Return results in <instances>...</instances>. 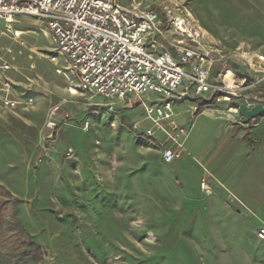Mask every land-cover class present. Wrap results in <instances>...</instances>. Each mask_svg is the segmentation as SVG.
Segmentation results:
<instances>
[{
    "label": "rangeland",
    "instance_id": "1",
    "mask_svg": "<svg viewBox=\"0 0 264 264\" xmlns=\"http://www.w3.org/2000/svg\"><path fill=\"white\" fill-rule=\"evenodd\" d=\"M136 1L191 12L229 68L237 62L247 69L243 53L264 57V0ZM0 47L14 67L8 76L18 102L14 109L0 103V203H7L0 264H12L23 245L36 264H264L257 236L264 222V114L246 120L234 110L237 97L196 101L202 111L194 113L189 102L176 103L174 123L165 128L184 129V148L168 162L163 152L176 144L145 119L142 105L117 103L114 117L105 98L88 100L77 78L57 72L43 21H0ZM256 91L264 98L263 83ZM155 98L144 95L148 104ZM59 103L60 126L52 133L45 119Z\"/></svg>",
    "mask_w": 264,
    "mask_h": 264
},
{
    "label": "built area",
    "instance_id": "2",
    "mask_svg": "<svg viewBox=\"0 0 264 264\" xmlns=\"http://www.w3.org/2000/svg\"><path fill=\"white\" fill-rule=\"evenodd\" d=\"M20 16L35 17L46 24L56 46L52 61L57 72L77 78L82 96L88 100L96 96L105 98V109L114 117L120 113L117 103L130 108L142 105L145 119L165 131L176 144V148L163 152L168 162L184 148L179 141L184 129L177 131V126L175 132H168L165 128L174 123L176 103L189 102L193 113L200 111L194 105L196 101L213 98L230 101L237 97V112L241 103L249 108L264 104V98L256 91L264 84V57L257 61L241 54L247 65L242 72L249 77L238 76L213 53L199 21L179 4L143 6L136 0L127 5L120 0H0V21L11 23ZM1 51L0 47V103L14 109L18 102L13 98V81L8 76L14 67ZM11 58L15 60L14 56ZM228 73H232L230 80L226 79ZM151 93L156 98L148 104L144 95ZM33 100L29 98L30 103ZM61 106L54 105L48 111L45 128L51 132L60 126ZM133 127L140 129L138 123ZM154 131L149 129L147 135L154 136ZM257 236L264 240V222L258 225Z\"/></svg>",
    "mask_w": 264,
    "mask_h": 264
},
{
    "label": "water",
    "instance_id": "3",
    "mask_svg": "<svg viewBox=\"0 0 264 264\" xmlns=\"http://www.w3.org/2000/svg\"><path fill=\"white\" fill-rule=\"evenodd\" d=\"M232 69L240 77H245V78L249 77L247 73H244L239 69V64L237 62L232 63ZM238 110L240 115L245 119L247 120L256 119L257 117H260L261 115L264 114V104L259 103L254 107L249 108L246 104L241 103L238 105ZM61 123H64V120H62Z\"/></svg>",
    "mask_w": 264,
    "mask_h": 264
},
{
    "label": "trees",
    "instance_id": "4",
    "mask_svg": "<svg viewBox=\"0 0 264 264\" xmlns=\"http://www.w3.org/2000/svg\"><path fill=\"white\" fill-rule=\"evenodd\" d=\"M201 105H202V107L203 108H207V107H209V103L208 102H202L201 103ZM201 110V109H200ZM198 112H200V111H198ZM258 118V117H257ZM247 120V119H246ZM7 205V203H0V216H1V219L3 220V210H4V208H5V206ZM16 226L17 225H20V222H19V224L17 223V224H15ZM14 225V226H15ZM14 226H12V227H14ZM22 231V230H21ZM22 246V245H21ZM22 248V252L21 253H18L17 255H12V256H14V257H17V259L12 263V264H19L20 263V261L21 262H26L27 261V263L29 264V263H31V262H35V264H36V258H37V255L36 256H34V254H32V253H28V252H25V250H23V248H24V245L21 247Z\"/></svg>",
    "mask_w": 264,
    "mask_h": 264
},
{
    "label": "crops",
    "instance_id": "5",
    "mask_svg": "<svg viewBox=\"0 0 264 264\" xmlns=\"http://www.w3.org/2000/svg\"><path fill=\"white\" fill-rule=\"evenodd\" d=\"M75 94V93H74ZM180 102H186V101H180ZM179 103V102H178ZM60 104V103H59ZM95 104H97V105H99V104H101V103H98V102H96ZM103 106V105H102ZM53 107V106H52ZM51 107V108H52ZM103 108H104V106H103ZM123 108H130V107H123ZM105 109V108H104ZM50 110V109H49ZM202 111V110H201ZM203 111H205V110H203ZM217 118L219 119V120H222L223 119V121H226L227 120V118H229V117H222V116H217ZM230 119V118H229ZM176 125V124H175ZM174 125V126H175ZM176 128V127H175ZM52 133H54V132H52Z\"/></svg>",
    "mask_w": 264,
    "mask_h": 264
},
{
    "label": "bare ground",
    "instance_id": "6",
    "mask_svg": "<svg viewBox=\"0 0 264 264\" xmlns=\"http://www.w3.org/2000/svg\"><path fill=\"white\" fill-rule=\"evenodd\" d=\"M231 75H232V73H228V75L226 76V79H227V80H230Z\"/></svg>",
    "mask_w": 264,
    "mask_h": 264
}]
</instances>
